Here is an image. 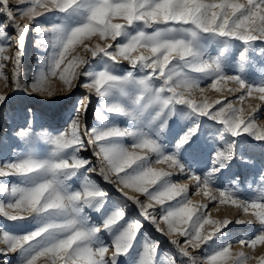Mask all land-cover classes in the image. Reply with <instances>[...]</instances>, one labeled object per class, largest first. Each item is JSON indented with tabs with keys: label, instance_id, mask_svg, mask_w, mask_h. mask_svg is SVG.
Here are the masks:
<instances>
[{
	"label": "snow or ice",
	"instance_id": "1",
	"mask_svg": "<svg viewBox=\"0 0 264 264\" xmlns=\"http://www.w3.org/2000/svg\"><path fill=\"white\" fill-rule=\"evenodd\" d=\"M9 5V0H0V12L8 17L0 27L7 28L11 23L16 35L10 39L18 48L0 47V79L6 89L0 90V103L19 86L24 40L34 20L53 10L61 13L83 10L87 13L86 22L72 28L67 35L57 26L36 29L38 33H51L50 42L59 50L53 56L50 73L41 76L30 92L51 98L70 93L79 84L86 93L105 97L112 90L122 91L124 85L135 83L144 93L137 101L144 100L146 95L147 106H159L157 117L171 105L186 106L193 113L223 125L233 137L247 135L257 142H264V119H260V126L256 124L257 113L264 111V86H250L239 76L223 74L220 63L202 60L195 45L198 32L241 41L245 45L264 42V0H17L14 9ZM19 20L27 22L21 24ZM137 25L156 30L151 34L144 30L127 34L128 29ZM126 34V41L120 43V38ZM182 34H188L192 39L186 40ZM4 36L7 32H0V37ZM101 54L116 64H127L133 69L139 67L148 74L133 80L131 73L120 78L100 71L90 82L79 83L81 75H85L84 65ZM6 67L10 76L4 72ZM181 67L192 73L206 74L211 77V82L202 87L181 71ZM51 78L58 79L60 86L54 88ZM153 80L160 82L156 89L150 83ZM228 84L235 87H225ZM209 87L223 98L209 101L205 95ZM197 92L202 96L201 102L196 100ZM250 99L258 100L260 104L248 103ZM88 104V96H85L70 127L51 138L52 155L57 157L68 150L81 152L92 148L99 167H89L92 161L76 156L52 160L27 157L0 166V178L46 177L32 186L13 185L10 189L0 186V193L9 198L7 203L0 202V217L8 221L44 215L62 218L50 220L23 236L3 233L0 264H8L6 257L9 254L26 248L33 254L24 264H38L42 258L44 264L49 261L51 264H117L119 257L128 254L143 227L139 222L128 223L111 246L93 247L98 233L111 231L124 219L123 210L112 213L101 227H87L76 218L81 210L78 206H91L93 201L103 200L106 196L88 182L87 174L82 191L69 194L64 190V181L84 168L88 173L101 176L131 201L156 231L169 239L188 264H251L253 261L264 264V255L234 252L232 244L204 257L197 255L204 245L233 223L256 225L258 222L260 228L254 238L241 239L235 245L253 250L264 245V203L244 202L230 191L213 190L207 180L191 173L186 182H172L170 177L185 171L176 158L161 155L159 145L151 139H141L130 149L107 144L112 139L137 134L118 128L99 133L95 129L88 130L83 120ZM106 110L127 115L119 104H111ZM195 132V128L190 129L177 148L186 144ZM29 134L28 130L16 133L21 139ZM152 154H157L158 159L149 164ZM233 156L232 145H229L227 151L217 152L213 163L231 161ZM160 164H166L168 170L156 167ZM224 166L220 164L221 168ZM190 185L194 194L206 197L213 209L224 205L225 210L229 207L238 210L237 214L232 218L213 219L209 204L193 203ZM129 191L136 195L130 196ZM239 213L248 218H242ZM158 247V244L146 243L140 264H155Z\"/></svg>",
	"mask_w": 264,
	"mask_h": 264
},
{
	"label": "rangeland",
	"instance_id": "2",
	"mask_svg": "<svg viewBox=\"0 0 264 264\" xmlns=\"http://www.w3.org/2000/svg\"><path fill=\"white\" fill-rule=\"evenodd\" d=\"M9 2L11 4L9 7L14 9L17 0H9ZM86 20L87 13L83 10L67 13L53 10L39 16L30 25L22 49L19 86L8 94L3 103H0V166L6 163H15L27 157L52 160L76 156L92 161L89 167H99L97 157L92 155V148L81 152L68 150L53 157L54 149L50 143L52 137L63 133L70 127L72 120L77 116L80 101L88 96V110L83 118L88 130L95 129L99 133L111 128H118L137 134L112 139L107 144L130 149L141 139L154 140L159 145L161 155L173 156L184 167V174L175 173L170 177L172 182H186L188 174L191 173L207 180L213 190L230 191L235 198L244 202L264 203V194H262L264 193V179H262L264 177V142H257L247 135L233 137L223 125L193 113L186 106L171 105L157 117L159 106H147L146 95L144 100L137 101V98L144 93L142 87L135 83L124 85L122 91L112 90L105 97L90 95L79 84L70 93L55 95L51 98L30 92L32 85L41 76H47L50 73L53 56L59 50L53 48L50 42L51 33H38L36 29L57 26L63 29L64 35H67L72 28L82 25ZM7 21L8 17L0 12V26ZM18 22L22 24L27 21L19 20ZM138 30H144L151 34L156 29H144L142 25H137L128 29L127 34H135ZM0 32H7V36L0 37V47L18 48L15 41L10 39L16 35L10 22L7 28L0 27ZM127 34L120 38V43L126 41ZM182 35L186 40L192 39L188 34ZM93 42H96L95 38H93ZM195 45L202 60L209 62L215 60L220 63L223 74L239 76L250 86H264V42L245 45L241 41L198 32ZM241 55L244 56L243 60H241ZM180 70L202 87L211 82V77L206 74L192 73L182 67ZM82 71L85 75H81L79 83L90 82L100 71H106L120 78L131 73L133 80L144 78L148 74L146 71H141L139 67L133 69L127 64H116L102 54L91 58L84 65ZM4 72L10 76V70L7 67ZM50 83L54 88L60 86V82L56 78H51ZM150 83L153 89L160 86L159 81L153 80ZM225 87H235V85L228 84ZM0 90H6L2 79H0ZM205 95L209 101L223 98L210 87ZM196 100L197 102L202 100L199 92L196 93ZM248 103L260 104L258 100L251 99ZM111 104H119L127 115L108 112L106 108ZM236 106L239 107V104ZM260 119H264V111L257 113V126L262 123ZM193 128L196 129L195 135L178 149L179 141ZM21 130H28L30 134L21 139L16 135ZM229 145H232L233 148V159L227 162L222 160L220 163L214 164L213 159L217 152L227 151ZM156 159H158L157 154H152L148 163L151 164ZM221 163L225 165L223 168L220 167ZM156 167L168 170L166 164L156 165ZM86 174L88 182L106 193V196L103 200L93 201L91 206H78L81 210L76 218L87 227H101L115 211L123 210L125 213L124 219L111 231H102L96 235L93 247L111 246L128 223L139 222L143 227L137 234L132 248L127 255L118 258L117 264H140L143 247L146 243L159 245L155 264H172L173 261L175 264H188L187 259L181 256L169 239L156 231L153 224L140 214L137 207L117 191L112 184L106 183L101 176L88 173L87 168L80 169L75 176L64 181V190L69 194L82 191ZM43 179L46 177H6L0 178V186L9 189L13 185L26 187L39 183ZM128 194L136 195L132 191H129ZM189 195L193 203L209 204L206 197L194 194L191 185ZM0 202L7 203L9 198L0 193ZM209 209L213 219L232 218L238 212L233 207L225 210L224 205L213 209L209 204ZM239 214L244 219L248 218L243 213ZM60 219L62 218L44 215L20 221H8L0 217V238L3 233L23 236L37 230L50 220ZM259 231L258 222L256 225L230 224L213 240L204 245L197 255L204 257L229 244L234 245V252L244 251L246 255H264V245H258L255 250L247 247L241 249L239 245H235L241 239L254 238ZM3 247L4 245L0 243V248ZM32 254V251L26 248L15 254H9L6 259L8 264H24V261ZM2 259L3 257H0V260ZM38 264H44V258L38 261ZM49 264H51L50 261ZM251 264H255V261Z\"/></svg>",
	"mask_w": 264,
	"mask_h": 264
}]
</instances>
